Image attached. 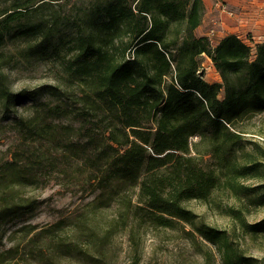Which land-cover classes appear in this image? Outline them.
Wrapping results in <instances>:
<instances>
[{"label": "trees", "instance_id": "trees-1", "mask_svg": "<svg viewBox=\"0 0 264 264\" xmlns=\"http://www.w3.org/2000/svg\"><path fill=\"white\" fill-rule=\"evenodd\" d=\"M48 1L0 0V113L33 99L34 113L61 124L59 134L65 139L57 149L65 166L78 165V172L96 180L102 192L114 183L138 187L136 212L152 224L171 228L184 222L209 243H221L223 264H252L232 250L222 232L195 224V215L182 202L206 200L221 184L241 193L237 180L258 174L233 125L264 112V41L251 46L227 35L212 45L207 37L196 36L202 0H82L71 19ZM40 11L49 13L38 20ZM63 29L70 30L66 38L60 36ZM204 56L220 82L204 80ZM38 57L57 64L64 88L13 92L5 71L21 59ZM38 93L53 102L35 100ZM28 119L19 118L14 125L32 136L36 117ZM47 125L41 120L38 129L43 132ZM241 154L243 164L237 162ZM17 156L0 163L2 187L32 184L37 179L33 172L42 170L39 160L23 169ZM205 156L213 164L203 163ZM37 206L35 200L0 201V228ZM68 219L28 240L37 260H48L38 252V242L56 235ZM241 223L256 232L263 222L251 227ZM35 229L22 225L16 232L27 236ZM7 253L6 258L13 257V249Z\"/></svg>", "mask_w": 264, "mask_h": 264}, {"label": "rangeland", "instance_id": "rangeland-1", "mask_svg": "<svg viewBox=\"0 0 264 264\" xmlns=\"http://www.w3.org/2000/svg\"><path fill=\"white\" fill-rule=\"evenodd\" d=\"M81 1L48 2L53 3L60 16L71 19ZM48 13L38 12V20ZM69 32L63 29L60 36L66 38ZM208 59L201 57L204 80L220 82ZM5 72L15 93L30 92L46 85L64 88L57 64L48 57L21 59ZM34 99L53 102L52 97L40 93ZM32 101L22 99L9 112L0 113V163L18 154L17 162L23 169L37 160L42 166L40 172H33L37 179L32 184H13L7 188L0 185V201L35 200L38 203L30 215L8 220L1 226L0 264H223L221 243H209L184 222H175L171 228L159 227L148 221L141 211L136 212L138 187L114 183L111 190L102 192L96 180L89 181L87 173L78 172V165L65 166L57 149L58 141L65 139V135L59 134L60 122L43 118V113H34L30 108ZM33 116L36 119L31 128L36 129L32 136L21 131L26 130L22 126L14 125L19 118L30 120ZM41 120L48 124L43 132L38 129ZM233 129L243 138L244 154H248L251 164H257L258 174L237 180L236 186L243 188L241 193L221 184L206 200H187L182 206L195 215V224L203 223L222 232L236 254L249 258L252 264H264V199L260 197L264 194V112L238 120ZM191 141L196 142V139ZM195 149L204 151L200 145ZM241 156L237 158L239 164L246 158ZM203 163L211 165L213 161L205 156ZM232 210L238 212L240 219ZM61 218H69L68 225L52 238H42L36 246L38 252L47 257V263L37 260L28 240ZM240 220L250 227L263 223L258 231L250 232ZM22 225L36 229L23 236L16 232ZM186 231L191 234L187 235ZM69 248L72 251H68ZM9 249H13V257L6 258Z\"/></svg>", "mask_w": 264, "mask_h": 264}, {"label": "crops", "instance_id": "crops-1", "mask_svg": "<svg viewBox=\"0 0 264 264\" xmlns=\"http://www.w3.org/2000/svg\"><path fill=\"white\" fill-rule=\"evenodd\" d=\"M204 13L195 35L217 43L227 35L248 38L249 45L264 41V0H202ZM209 63V61H208Z\"/></svg>", "mask_w": 264, "mask_h": 264}, {"label": "built area", "instance_id": "built-area-1", "mask_svg": "<svg viewBox=\"0 0 264 264\" xmlns=\"http://www.w3.org/2000/svg\"><path fill=\"white\" fill-rule=\"evenodd\" d=\"M214 34H215V31H214V29L212 28L210 31H209V36H208V39H209V41L211 40V38L214 36ZM239 39H241L243 42H245V43H249L248 41H247V39L248 38H239ZM208 59V58H207ZM209 60V59H208ZM204 67V64H202V66H201V69Z\"/></svg>", "mask_w": 264, "mask_h": 264}]
</instances>
